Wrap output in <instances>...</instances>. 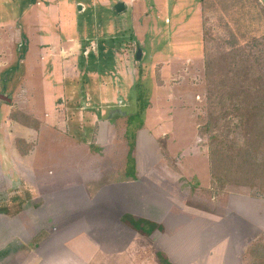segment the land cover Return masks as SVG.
I'll return each mask as SVG.
<instances>
[{"label": "rangeland", "instance_id": "1", "mask_svg": "<svg viewBox=\"0 0 264 264\" xmlns=\"http://www.w3.org/2000/svg\"><path fill=\"white\" fill-rule=\"evenodd\" d=\"M39 9L58 26L42 30L49 35L40 46L22 26ZM262 46V0H0V93L11 99L0 98L2 227L44 231L35 244L43 260L72 259L75 249L84 261L90 248L96 264L108 248L137 244L126 235L127 213L136 217L146 199L166 202L168 194L186 207L194 243L239 246L240 230L242 260L256 261L264 187H222L210 169L211 136L233 139L238 120L201 127L221 112L208 98L207 64L235 48L264 57ZM33 49L37 60L28 64ZM154 176L166 188L155 190ZM250 230L260 237H247Z\"/></svg>", "mask_w": 264, "mask_h": 264}, {"label": "crops", "instance_id": "2", "mask_svg": "<svg viewBox=\"0 0 264 264\" xmlns=\"http://www.w3.org/2000/svg\"><path fill=\"white\" fill-rule=\"evenodd\" d=\"M6 13H8V15L15 14L13 18H18L16 14L17 11L15 10H7ZM41 14L42 9H39L36 12L37 19L34 20V22L31 24L29 23L30 25H22L24 27V33L26 36H28V40H36L38 46L43 45L46 39H48L46 35L49 34H41L43 29L49 28V30L56 31L58 27L56 25L50 28V25L46 22L45 16H41ZM26 15L27 14H25V18ZM10 26L12 27V25ZM53 33L55 34V32ZM19 36H21L20 33ZM31 45H33V43H31ZM52 45L54 46V43H52ZM40 53L43 54L42 51H40ZM34 54H36L34 49L32 51H28L24 61L27 60L29 64L35 57V60H37V55L34 56ZM155 178L156 176L153 178L156 186L155 190L161 186L165 187L161 181ZM115 181H118L124 185V178L121 180H114V182ZM165 201L166 202L158 201L156 203L155 201L151 202L146 199L143 202L145 207L142 208L143 211H141L139 215L136 216L137 218L135 217V214L127 213V215L132 216L133 218L153 222L155 224L154 230L150 234H145L143 231H139L127 223V228L124 226L127 230L126 235L127 237H134L136 239L135 242L137 241V244L134 245L132 242H128L125 245L124 243L123 247L119 246L118 249L114 251L108 248L104 254L110 257H107L106 255L102 256L100 261L96 264H164L158 260V252H164L168 256V261L170 264H246V261H243L241 256L242 252H247L241 248V246L246 241L240 240L242 239L241 237H243V234L240 232V230L235 236V238L237 237L239 239V246H225L224 243H219L216 246V243L213 242L208 246H204V244L201 242L194 243L192 240L194 237L193 227L188 228L187 224L183 223L186 222V220L184 221L186 218L185 216L189 214L186 207L179 205L178 202H175L174 198H170L168 194H166ZM159 205L166 210L164 214L159 215L154 213L155 207H159ZM123 213L121 214V217L124 215ZM180 223H182V225H180ZM178 225L179 227L177 228ZM25 227L27 228V225ZM182 227L183 229H181ZM23 230L24 226L20 225V231L23 232ZM11 231L12 230L4 229L2 224H0V264H89L92 258L95 259L94 252L89 248L86 251L88 258H83L84 261H81L82 257L80 255V251L75 252V249L72 251V259L70 257L66 258L64 256H57L55 258L57 261H50V258H48L49 260H43V255L38 251V249H41V246L37 248L35 244L39 239L44 237V231L36 232L33 230L30 233L27 231L19 233V230L15 228L13 229L12 234ZM196 231L198 232L199 238L205 237L201 234L198 228ZM260 235L261 233H253V231L250 230L247 237L249 236L251 239L255 240L257 237H260ZM149 241L152 242V246H154L156 249H147L148 245L146 244H148ZM241 243L243 244L240 245ZM214 248L219 249L222 254L221 258L217 257V260H213L216 259V249ZM122 249H124V251H122ZM151 250L152 255L150 254ZM54 252L55 251H51V255ZM59 252L60 251L58 248V251L55 253L59 255ZM208 254L210 256H208ZM198 255H201V257H197ZM195 257L196 259H194Z\"/></svg>", "mask_w": 264, "mask_h": 264}, {"label": "trees", "instance_id": "3", "mask_svg": "<svg viewBox=\"0 0 264 264\" xmlns=\"http://www.w3.org/2000/svg\"><path fill=\"white\" fill-rule=\"evenodd\" d=\"M254 40L256 48L260 40ZM250 50H253L252 46ZM247 54L255 55L254 61ZM221 55L224 61L217 64L211 61L206 66L210 83L208 98L218 100L221 112L217 115L212 113L201 130L212 132L211 127L218 119H237L238 122L233 123L229 130L231 134L235 133L233 139H220L215 134L210 138L212 179L222 187H264V57L262 53L247 52L244 48H235ZM237 138L243 141L242 145L236 142ZM124 218L145 234H150L155 228V224L147 220L134 219L129 215ZM258 247L250 250L256 259L250 264H264V244ZM162 262L170 264L164 258Z\"/></svg>", "mask_w": 264, "mask_h": 264}, {"label": "water", "instance_id": "4", "mask_svg": "<svg viewBox=\"0 0 264 264\" xmlns=\"http://www.w3.org/2000/svg\"><path fill=\"white\" fill-rule=\"evenodd\" d=\"M262 2L264 3V0H262ZM115 8L117 11H121L124 8V3L121 1L117 2L115 5ZM141 54H142V51L140 49H138L137 53H136V58L139 59L141 57ZM0 98L6 100L8 102L11 100L10 97H8V95L2 94V93H0ZM120 114L121 113L117 110L112 112V116L120 115Z\"/></svg>", "mask_w": 264, "mask_h": 264}]
</instances>
